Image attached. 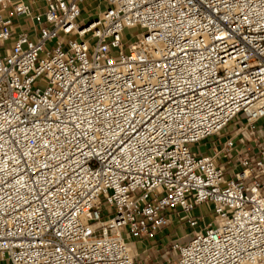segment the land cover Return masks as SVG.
Masks as SVG:
<instances>
[{"label":"built area","instance_id":"built-area-1","mask_svg":"<svg viewBox=\"0 0 264 264\" xmlns=\"http://www.w3.org/2000/svg\"><path fill=\"white\" fill-rule=\"evenodd\" d=\"M262 121L264 0H0V264H264Z\"/></svg>","mask_w":264,"mask_h":264},{"label":"rangeland","instance_id":"rangeland-1","mask_svg":"<svg viewBox=\"0 0 264 264\" xmlns=\"http://www.w3.org/2000/svg\"><path fill=\"white\" fill-rule=\"evenodd\" d=\"M139 31L137 28L134 29H126L125 30V37H124V41H132L133 40V34ZM56 41H52V42H48L47 43V48H52L55 45ZM264 122V121H262ZM235 125L234 122H231L227 127L224 128L223 133L225 135L221 136V137H217V136H212L210 138L207 139V144L205 145L204 143L201 144L200 147L197 146L198 149H201L203 152H206L208 148H210L211 146V142L213 140H216L218 143H221L225 140L226 138V134L228 135V133H232L233 129H234ZM194 214L200 215L202 212L205 213L206 216V221H211L213 218V215L209 214V210L207 208V206L204 204L203 206H197L195 208V210L193 211ZM191 228L189 227H185V228H175V226H170L168 228H166V233L168 236H166L167 240H170L171 238L175 237V236H179V235H183L187 232H190ZM155 242H149L148 243V248H149V253L151 255V260L149 261L150 264H167L170 260H173L175 258L174 252L171 249V247L169 245H166L165 247H156L153 248L152 246L154 245ZM139 253L142 254L141 248L139 247ZM138 263V262H136Z\"/></svg>","mask_w":264,"mask_h":264},{"label":"crops","instance_id":"crops-1","mask_svg":"<svg viewBox=\"0 0 264 264\" xmlns=\"http://www.w3.org/2000/svg\"><path fill=\"white\" fill-rule=\"evenodd\" d=\"M16 28L17 30L22 29V26H20L19 24L22 22V18H16ZM208 152H211V150H207Z\"/></svg>","mask_w":264,"mask_h":264}]
</instances>
